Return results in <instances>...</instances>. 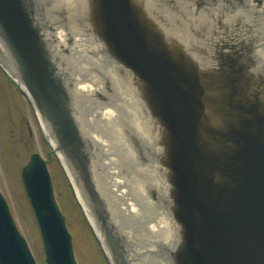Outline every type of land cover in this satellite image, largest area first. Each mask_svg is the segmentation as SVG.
Listing matches in <instances>:
<instances>
[{
    "label": "water",
    "instance_id": "1",
    "mask_svg": "<svg viewBox=\"0 0 264 264\" xmlns=\"http://www.w3.org/2000/svg\"><path fill=\"white\" fill-rule=\"evenodd\" d=\"M30 1L31 4L0 0V23L15 49L18 74L32 89L47 120L57 128L60 149L71 159L86 192L105 238L109 253L102 247L110 264H129L120 227L110 215L111 206L98 189L90 157L73 128L66 88L61 80L53 78L47 49L33 28L37 13ZM178 2L168 0L170 7L181 11ZM192 2L198 11L206 9V19L211 22L208 32L204 29L201 35L205 26L194 25L197 19L194 22L184 7V15L188 16L184 18L189 19L194 35L191 48L195 55L190 54L182 38L176 37L177 33L173 37L178 42L165 38L164 18L151 16V9L142 11L137 7L136 11L131 0H98L97 15L104 38L118 58L145 82L144 95L155 106L153 115L162 121L160 146L166 152V166L173 172L177 216L186 232L177 264H264V37L255 34L260 28L259 19L264 17L249 0L184 1ZM239 7L245 12L240 20L234 15ZM65 13L62 11V15ZM208 44L213 48L209 49ZM198 59L206 65L202 73ZM0 64L20 86L1 61ZM214 109L220 120L211 117ZM221 111L224 114H219ZM223 138L236 147L224 151L223 156L231 160L224 167L220 166L223 158L213 144ZM200 141L206 147L205 154ZM217 169L227 180L218 187L214 186ZM22 178L40 226L46 264H77L72 235L57 203L51 173L39 153L31 155L22 169ZM0 264H37L1 190Z\"/></svg>",
    "mask_w": 264,
    "mask_h": 264
},
{
    "label": "bare ground",
    "instance_id": "2",
    "mask_svg": "<svg viewBox=\"0 0 264 264\" xmlns=\"http://www.w3.org/2000/svg\"><path fill=\"white\" fill-rule=\"evenodd\" d=\"M54 1L59 11L64 10L70 14L68 25L63 24L65 28L62 30L56 27L54 29L50 22L47 21L45 24L41 17L35 16L33 28L40 34L41 41L45 45L42 47L47 49L53 78L57 81L61 80L66 88L68 95L66 101L71 111L70 119L74 125L73 128L83 141L84 151L90 157L89 162L98 189L107 204L111 206L110 215L115 218L117 226L120 227L119 236L128 251L126 258L129 264H177L176 256L183 247L186 232L177 216V200L171 183L173 172L166 166V152L160 146L163 137L162 121L153 115L155 106H151L148 103V95H144L146 84L132 68L118 58L114 49L104 38L103 29L100 27L101 19L97 15L100 14L99 6L97 8L98 0ZM184 1L179 0L177 4L181 11H178L176 7L167 6L166 0H131V5L136 11L139 9L137 7H140L142 11L151 9L153 12L151 16L164 18L162 29L165 38L170 37L178 42L179 40L173 37L176 34L173 33L179 32L176 37L182 38L190 54L195 55L194 48H191L194 35L190 32L189 19L181 18L188 17L187 14L184 15V7L193 19H197L198 22L193 23L194 25L205 26L199 32L201 35L204 29L211 26V22L209 23L206 19L209 15L206 14L205 8L202 7L198 11L195 3L187 4ZM253 2L254 10L262 14V9L259 7L263 5V2L262 4L259 0ZM84 11L86 15H89L87 19ZM56 19L59 18L55 16ZM262 19H259L260 28L255 31V34L264 37ZM245 35L258 37L248 33ZM207 47L213 48L211 44ZM64 51L67 53L64 54ZM199 57L202 60L203 57L201 55ZM17 59L7 31L0 23V61L33 103L44 132L74 186L77 199L88 221L105 247V251L109 253L105 238L85 197L86 192L78 182L71 159L65 151L60 149L61 141L57 135V128H54L47 120L45 111L37 103L32 89L18 74L20 68ZM200 60L202 73V70H206V65H203ZM252 70L255 71V69ZM252 70L250 69L249 72ZM207 110L211 111L210 108L208 109V104ZM222 113V111L219 112V114ZM215 115L217 112L214 109L211 117L221 119V116ZM223 120L225 121L224 117ZM211 122L215 125L217 123L214 120ZM224 126L228 127V124ZM200 134L202 135L201 132ZM220 140L213 144L216 145L214 149H218L219 155L223 158L220 166L224 167L231 161L223 156L224 151L235 150L236 147L226 143L224 138ZM200 144H202L201 151L205 154L206 147L202 141ZM226 181L222 173L218 169L215 170L214 186H221ZM123 217L128 221L135 218L142 228L137 229L141 238L138 246H135L137 242L133 240L134 229L130 224H128L129 227L126 226Z\"/></svg>",
    "mask_w": 264,
    "mask_h": 264
},
{
    "label": "rangeland",
    "instance_id": "3",
    "mask_svg": "<svg viewBox=\"0 0 264 264\" xmlns=\"http://www.w3.org/2000/svg\"><path fill=\"white\" fill-rule=\"evenodd\" d=\"M24 1L26 4H31L30 0ZM253 3L251 0L250 4L253 5ZM32 4L33 9L38 13L36 16L41 17L43 23L47 24L48 21L54 29L56 27L60 30L65 28L63 24L68 25L70 14L68 15L67 12L62 15L64 10L59 11L55 7L54 0H36ZM260 9H262L263 15L264 1L263 7ZM55 11L57 12L55 13ZM243 14L245 15V12L240 7L234 11V15H237L239 20ZM77 15L79 16L78 11ZM55 16L59 18L60 23H56ZM85 16L86 19L89 17L86 14ZM250 17L251 15L248 18ZM183 18L182 20H184ZM246 22H248L247 19ZM253 23L255 25V22ZM176 33L179 32L173 34ZM262 40L264 43L263 38ZM66 53L64 51V54ZM33 153H39L47 161L56 200L72 235L77 264H110L98 236L77 199L72 183L57 153L47 139L33 104L0 64V190L8 202L20 232L27 240L37 264H46L41 231L22 180V169ZM126 218L129 220L127 216ZM128 220L123 217L126 226L129 227L128 224H130L134 229L133 240L137 242L135 246H138L141 238L137 229L142 228L139 223L137 224L135 218L130 220L134 223Z\"/></svg>",
    "mask_w": 264,
    "mask_h": 264
}]
</instances>
